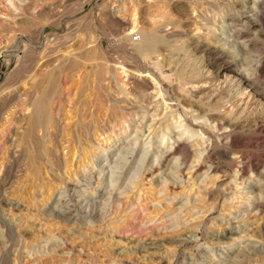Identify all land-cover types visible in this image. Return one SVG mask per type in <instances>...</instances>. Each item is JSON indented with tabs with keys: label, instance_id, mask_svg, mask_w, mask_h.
I'll list each match as a JSON object with an SVG mask.
<instances>
[{
	"label": "rangeland",
	"instance_id": "obj_1",
	"mask_svg": "<svg viewBox=\"0 0 264 264\" xmlns=\"http://www.w3.org/2000/svg\"><path fill=\"white\" fill-rule=\"evenodd\" d=\"M224 1L223 7L234 3V13L222 12L219 7L221 0H0V106L12 101L14 108L11 111L16 113L15 118L26 114L21 95L28 85L37 84L36 81L46 75L58 74L61 67L75 58L82 60L91 55L98 56V53V57L110 54L109 57L113 58L117 50L126 52L129 46L124 40L125 30L132 21L133 12L137 29L155 30L170 37L162 47L167 51L162 57L166 63L171 62L165 65L153 57V66L146 63L147 67L157 74L162 73L165 78L162 88L171 100L169 105L160 101L161 108L154 112L159 96L153 97L155 93L152 90H149L152 94L143 101L138 94L133 98L125 93L120 97L111 96L112 102L121 101L118 106L126 108L122 109L123 113L136 112L133 116H126L127 123L115 127L111 133L124 129L125 134L119 144L134 143L132 151L122 148V145L109 148L103 141L96 143L92 139L93 152L97 153L106 146L105 154L96 159L89 153L83 158V153L77 152L68 158L69 162L66 150L54 151L45 145L47 140L39 132L37 135L41 141L46 140L41 142L44 147L41 152L44 164L48 165L46 171L40 170L39 175L47 185L39 190H30V177L23 175L28 163L24 147L9 145L15 119L0 112V181L5 178L12 157H19L21 163L13 172L12 179L0 190V259L4 258L6 264H264V215L255 210L256 204H264V199H258V191L264 197V114L252 109L245 114L249 121H254L251 128L239 130L233 136L236 137L232 143V147L235 146L233 150L241 153L236 159L238 156L230 152L217 154V148L222 144L228 146L229 141L217 140L213 135L228 133V129L217 133L211 119L193 120V117L197 118L193 109L189 111L176 105L179 100L183 103L184 98L194 101L188 96L198 90L205 89L215 94L223 90L222 95H225L230 89L222 84L221 79H209L194 85L193 89L190 85L179 86L181 83L173 73L181 63L196 62V57H189L195 46L196 56L202 49L217 53L214 63L225 62L237 74L245 76L247 73L245 78L255 79V86L264 94V18L262 21L256 18V7L264 0ZM194 3L204 5L194 13L191 12ZM178 10L182 14H177ZM235 10L240 13L239 18ZM232 16L242 22L246 17L251 21L248 30L251 32L254 28L260 32L257 46L249 44L248 33L235 39L231 32L234 25ZM132 36L133 40L139 37L137 33ZM100 45L101 54L98 51ZM82 61L85 63L83 70L74 69L69 72L71 74L65 72L58 76L57 85L61 93L58 100L54 98L51 101L54 107L50 108V117L58 124L56 127L60 125V129L67 124H72V127L77 124L76 112L83 113V110L73 109L76 95L84 83L89 89H94L93 77L99 74L97 71L100 72L97 64ZM29 69L31 72L26 74ZM107 69L101 86L107 88L111 85L113 90L120 86L119 75L108 64ZM89 71L93 77L88 76ZM131 83L130 87L133 86ZM246 93L208 114L235 118L242 102L246 101ZM89 95L88 92L81 100L89 103ZM229 104L234 108L229 109ZM145 110L147 116L141 121ZM159 111V116H156ZM183 112L188 117H183ZM90 116L88 114L87 117ZM172 116L179 118L171 120ZM103 121L101 117V128L106 127ZM178 125L182 127L173 129ZM183 125L191 127L192 132L176 139L175 136L185 128ZM46 134L54 135V132L47 129ZM106 135L108 131L99 140ZM160 137L163 138L162 143H157ZM172 142L173 147L183 146L186 152L184 165L179 164L176 156L166 157ZM138 149L146 152L142 162L138 161L140 155L136 156ZM47 152H53V155L56 152L55 156H60L61 171L58 166L50 168V160L54 157L47 156ZM155 157L157 161L150 162ZM65 160L69 162L66 166L63 164ZM36 165L40 169L42 163ZM156 165L161 168L154 171ZM255 169L256 174L251 173ZM34 185L37 187L39 184L35 182ZM252 187L256 188L255 192ZM209 192L213 195V207L207 199ZM20 194L25 199L19 198Z\"/></svg>",
	"mask_w": 264,
	"mask_h": 264
},
{
	"label": "bare ground",
	"instance_id": "obj_2",
	"mask_svg": "<svg viewBox=\"0 0 264 264\" xmlns=\"http://www.w3.org/2000/svg\"><path fill=\"white\" fill-rule=\"evenodd\" d=\"M88 1H90V0H88ZM227 1H229V0H227ZM223 2H225V1L221 0V3L219 4V7L221 8V11L222 12H231L232 11L233 12L234 3L226 4V6L223 7V5H224ZM68 4L70 5V3H68ZM76 4H77V2H76ZM196 4L194 3L193 5H191V12L195 13V11H197V9L199 7H202V5H204V3H202V5H196ZM71 5H74V4H71ZM61 6H63V5H61ZM59 7H60V5H59ZM210 7H212V5H210ZM256 8H257L256 18L258 19V21H262L263 18H264V3L263 2L258 3V7H256ZM180 13L181 12L178 10L177 14H180ZM235 14L239 18L240 13L237 12V10H235ZM232 17L234 18L235 16H232ZM131 18H132V21H131L130 24L127 25V28L125 30L127 34L125 35L124 40L128 43V46H129V49L126 52L123 51V50L122 51L117 50L118 52H114L113 58L109 57V56H111L109 53H108L109 55H107L106 57H104L105 55H102V56L100 55V57H98L99 56L98 52H97L98 56L94 57V56L91 55L90 57L82 58V60L92 62L93 64H97L98 67H100L99 68L100 72L97 71V73H99V74L93 77L92 72L89 71L90 75H88V76H91V77L94 78L93 79V81L95 82L94 89L90 88L91 89L90 90L88 88V86L86 85V83H84V85L82 86L81 89H79V91H78V93L76 95L77 99L74 100L75 102H73L74 103V108L73 109L74 110L76 109V111L78 110V112L80 110H83V113L81 112L82 113L81 114V113H77L76 112V123L77 124L75 126L72 127V124L71 125L67 124L62 129H60V127H59L60 125L58 127H56V125H58V124H56L54 119L52 117H50L51 116L50 115V110H51L50 108L54 107V106H51L52 105L51 101H53L52 99L56 98L58 100L59 99L58 94H59V92L61 93V91L58 90V85H57L58 76L60 74L62 75V73L66 72L68 74L71 70H74V69L78 70V69H82L83 67H85L84 61H82L80 59H76L75 58V60L69 61L66 66L61 67V69L58 71L59 72L58 74L57 73H54L56 75L49 74V75H46L45 78L40 77L42 79H40L39 82L36 81L37 84H34V85L30 84V85H28L26 90L22 91V95L21 96L23 97V99H22V102L21 101L20 102L22 104L23 111H25L26 114H22L18 118H15L17 116V115L15 116L16 113L14 111H11V108L12 109L14 108V107H12V103L13 102L10 101V100L8 101V99H6V101H8V102H4V105L0 106V112H4V113H6L8 115H11L12 120L15 119V121H14L15 127H14V129H13L11 135H10L11 136V140H9V145L12 146L13 148L24 147L23 150L25 151L26 155L28 154L27 155L28 156V159H27L28 163L25 164V166H26L25 169H27V171L23 175H26V176L30 177V180H31L30 190H31V188H33V190H36L38 188H41V187H44L45 185H47V184H45V182L42 181V179L40 177V175H41L40 170H45L46 171L48 165L46 166L44 164V162H43L44 160L42 158L41 150L44 147L42 148V146H41L42 145L41 142L43 140L41 141V138H39L38 135H37L39 132L42 133V136H43L42 138H46V140H47V143L45 145H47L49 147H52L54 149V151H56V152H58L60 148L62 150H66L65 156L67 157V159L71 158L74 155V153H77V152H78V154L79 153H83V158H84V155L86 153H87V155L89 153L90 157L97 159V157L99 155L105 154V152H106L105 147L106 146L104 148H102V149H99V151L97 153L96 152L94 153L93 150H92V148H93L92 139L96 143H98L99 141H103L104 144H108L110 146L109 148H113L114 146L119 148V146L122 145V144H119V141H120L121 137L125 134V130L123 129L121 132L111 135V133L113 132L112 130L115 127H117V126H120L122 124L127 123L128 120L126 121V118H127L126 116H133L136 113L135 111H134L135 113L134 112L123 113L122 109H124L125 107H123L121 109L118 106V104H117V103H119L121 101L118 102L117 100L114 99L115 102H112L111 96L114 95L116 97H120V96H122L125 93V95L126 94L128 96L130 95V97L132 96V98H133L135 94H138L139 96L138 95L137 96L140 98L141 101H143V99L146 100V97L148 98L150 94L155 93V95H153V97L158 95L159 98H157L158 103L156 105L155 110L153 109L154 112H156L158 110V108H161L162 104L166 105V106L169 105L168 103L171 100L167 97L165 91L162 88V83H163L162 81H164L165 78L162 76V73H158L157 74L151 67H147L146 63H151V66H153L154 63L151 61V59L153 57H155L156 59H159L161 62H164L165 65L171 64L169 59L168 60H169L170 63L168 64V63H166V59L164 57H162L163 54L167 52V51H164L163 50L164 48H162V47L169 42V38L170 37L163 36L158 31H155V30H150V31L139 30V29H137V25H136V22H135V19H134L135 18V13L134 12L131 13ZM247 19L248 18L246 17V21L242 22V21L237 20V18H234L232 20V23L234 25H232L233 26V30L231 32H233V35L235 36V39H238L243 34L245 35L246 33H248L249 34L248 37L250 36L249 37L250 39L248 40L249 44L250 45H255L256 43L260 42V37L258 36L260 32H258L254 28L250 32L248 30V27H249V23L251 21H249ZM252 22H254V21H252ZM118 23H120V22H118ZM165 26H167V25H165ZM198 26H199V23H198ZM237 27H239L241 29H238ZM198 29H199V27L196 28V30H198ZM107 30H108V27H107ZM119 32H121V31H119ZM136 33L139 35V37H138V39L133 40V36L132 35H134ZM261 34H262V32H261ZM114 40H116V38ZM262 40L264 41V38ZM196 43H197V41H196ZM255 46H257V45H255ZM196 48H197V46H195L192 49L191 55L190 54H189L190 56L188 55L189 57H196V62L192 63V64H185V65H182V63L180 62L181 65L179 66L178 70H175V72L173 73L175 78H176V80H178V82L181 83L179 86L182 87V86L190 85V88L193 89V88H195L194 85H196L198 83H205L209 79H211L210 81L220 80L221 79L222 80V84H224L225 87H229L230 89L227 92L228 94L225 93V95H222L223 92H221V91H223V90H221L219 93H216V94L212 93V92H208L205 89L198 90L195 94L190 93L189 96H188L189 99L192 98L194 101L188 100V99L184 98V96H183L184 102L180 103V100H179V101L176 102L177 103L176 105L180 106V107H182L184 109H188L189 111L191 109H193L194 112L197 113V118L193 117V120L199 119V118L200 119L203 118V119H205V121H209V119H211L210 123H213V128H214L215 132H217V133L219 131H221L222 129H228V133L226 131V133H222V134L220 133L221 135H217V134L213 135V137L215 139H217V140H220V138L221 139L223 138V139H225V141L226 140L229 141V145L228 146H223V144L221 143L222 145L220 146V148H217V154H224L226 152H228V153L230 152L231 154L235 155V157L238 156V157H236V159L240 158V154L241 153L237 149H236L237 151L233 150L235 146L232 147V143L235 142V138H236V137L234 138L233 136L236 135L237 131H239V130L242 131L243 129H247L248 130L249 128H251L253 126L252 123H253L254 120L252 119L251 121H249L248 120L249 117L248 118H247V116L245 117V114L247 113V111L251 112V110H249V109H252L253 111L260 110V113L264 114V103L262 102V100H264V94H263V92L261 90H259L257 85H256L257 87L255 86V79L252 80V79L245 78L247 76V73L245 74V76L237 74V72L225 62L214 63L213 61H216L215 59L218 57L217 56L218 54L217 53H213L210 50L202 49L199 52V56H196V55H198L196 53ZM99 50H100V54H101V50H102V46L101 45L98 47V51ZM133 60H136V63ZM107 64H108V67L111 68L115 72V74L117 73L119 75L118 84H120V86L114 87L113 90L110 87L111 85L109 83H108V85H110V86L107 87V88L101 86V83H103L105 81V79H104L105 75L104 74L107 72V70H109V69H107ZM86 65H87V63H86ZM88 65H90V64L88 63ZM30 72H31L30 69L26 70V74H29ZM69 74H71V73H69ZM95 74H96V72H95ZM27 79H29V78H27ZM110 80H111V78H110ZM129 80H131L132 83L131 82L130 83L133 86H136L137 88L136 87L135 88H131L133 86L130 87V83H128ZM108 82H110L109 79H108ZM82 83H83V80H82ZM196 88H197V86H196ZM149 90H152V93L149 92ZM232 91H233V94L231 96V92ZM246 91H247V93L245 95V97H247L246 101L242 102L243 105H242V107L240 108V110L238 112V116H235V118H233V117L232 118H224V117H221L222 115L219 116V114L218 115L208 114L210 112L217 111L218 108H222L225 104L230 103L232 98L243 97L244 93ZM88 92L90 94L88 98H90L91 101L89 100L90 102L86 103L87 101H84V100H81V99H83ZM106 92H108V93L106 94ZM109 92L111 94H109ZM186 92L189 93V91H186ZM180 93L178 92V94H180ZM184 94H185V91H184ZM33 95H34L35 98H33ZM186 95H185V97H187ZM199 95H200V97L198 98ZM59 96H60V94H59ZM153 97H151V98H153ZM214 98H217V99L214 100ZM225 99L227 101L225 103H223V100H225ZM248 99H250V103H248ZM175 100H176V98H175ZM160 101L162 102V104H160ZM259 101H261V103ZM159 104H160V107H159ZM61 105H63V103ZM64 107H65V105H64ZM228 108L232 109L234 107H233V105L229 104ZM91 109H92V112H90ZM169 109H171V108L169 107ZM161 110L162 109H160V111ZM160 111H159V113L156 116H159ZM52 112H53V110H52ZM228 112H230V111H228ZM147 113L148 112L145 110V112L142 114L143 118H141V121L144 120V118L147 116ZM88 114L91 115L90 118L87 117ZM182 116L183 117H185V116L188 117V114L183 112ZM101 117H102V119L104 118L103 122L105 123L106 127L101 128V126H99ZM153 117H152V119H153ZM164 117H165V115H164ZM252 117H253V115H252ZM87 118H89V119L86 122L85 120H87ZM175 118L176 117L172 116L171 120H173ZM178 118L179 117H177L176 119H178ZM254 118H256V116H254ZM84 121L86 122L85 124H84ZM182 121H184V118H183ZM205 121H204V124L206 123ZM140 123L141 122H139V126L141 127ZM109 125H110V127H109ZM185 125H183L185 128L181 131L180 135L178 134L177 136H175L176 139L179 138L182 135L187 136L188 134H191V132H192L191 129L192 128L191 127H187L188 125L187 126H185ZM259 125H260V122H259ZM178 127L180 128V127H182V125L181 126L178 125L177 127L175 126V127H173V129H176ZM263 128H264V125H263ZM47 129H50L51 131H53L54 135H47L46 134V130ZM126 129H128V124L126 125ZM161 130H164V129H161ZM205 130L206 129H204L203 131L206 132L207 130L206 131ZM91 131H92V136L90 135ZM106 131H108V135H106V137H102V139L99 140L101 138V136L104 134V132H106ZM46 140H44V141H46ZM162 140H163V138L160 137V139H159V141L157 143H162ZM178 144H180V143H178ZM173 145H174L173 142L170 143L169 150L166 151V157L176 156V159H178L180 161L179 164L184 165L185 161H186V152L183 150V148H182L183 146L182 145H180V146L176 145V147H173ZM133 146H134V143L133 144L127 143V144L122 145V148H130V151H132L133 150ZM247 146H249V144H247ZM215 147H217V146L215 145ZM47 150H48V148H47ZM116 150H118V149H116ZM94 151H96V150H94ZM55 153L53 155V152H51V153L47 152V156H51L52 158L54 157V160H50V166H51L50 168H52L53 166L54 167L58 166V168L61 171V168H62L61 164L62 163H61V160L59 158L60 156L59 157H57V155L55 156ZM139 155H140V158H138V161L142 162V160L146 156V152L144 151V149L142 151H141V149H138L136 151V156H139ZM14 157H12L10 166H8V168L6 170L5 178L0 181V190H1V187H3L6 183L9 182V180L12 179L13 172L17 169L19 164H21V163H19V159L20 158L19 157L14 158ZM63 157H64V155H63ZM224 157H225V155H224ZM93 160H95V159H93ZM155 161H157L156 157L153 158V160H151L150 162H155ZM69 162H70V160H69ZM69 162L67 160L63 161L64 166H66L67 163H69ZM37 163H38V165H40V163H42V165H40L41 166L40 169L36 165ZM23 168H24V166H23ZM50 168H48V169H50ZM114 168L117 169V167H114ZM160 168L161 167L159 165H156V168L154 169V171L159 170ZM39 173H40V175H39ZM251 173L256 174V169L254 171H251ZM51 179H52V177H51ZM53 181L54 180L52 179L51 183ZM35 182H38V184H39V185H37V187L35 185L33 186V183H35ZM115 182H116V180H115ZM49 185L51 187H53L51 184H49ZM255 189H256L255 187H252V190L254 192H255ZM22 194L18 195V197L20 196V197H23V199H25V197ZM24 195H25V193H24ZM32 196H31V198H32ZM27 198H28V196H27ZM207 199L210 200V207H213V205H214L213 200L214 199H213V195H211L210 192L208 194V198ZM258 199H264V197L262 196V192L261 191H258ZM200 207H202V206H200ZM255 210L257 212H259L260 214L264 215V204L263 203L256 204ZM263 238H264V231H263ZM172 253H174V252L172 251ZM6 263L7 262L5 261L4 258L0 259V264H6ZM168 264H169V262H168Z\"/></svg>",
	"mask_w": 264,
	"mask_h": 264
}]
</instances>
